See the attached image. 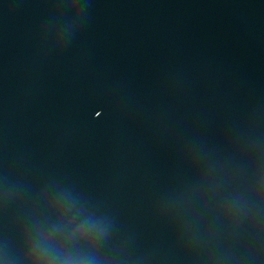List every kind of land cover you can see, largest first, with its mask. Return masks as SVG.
Masks as SVG:
<instances>
[{"label": "water", "instance_id": "obj_1", "mask_svg": "<svg viewBox=\"0 0 264 264\" xmlns=\"http://www.w3.org/2000/svg\"><path fill=\"white\" fill-rule=\"evenodd\" d=\"M0 264H264V0H0Z\"/></svg>", "mask_w": 264, "mask_h": 264}]
</instances>
